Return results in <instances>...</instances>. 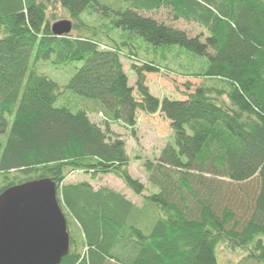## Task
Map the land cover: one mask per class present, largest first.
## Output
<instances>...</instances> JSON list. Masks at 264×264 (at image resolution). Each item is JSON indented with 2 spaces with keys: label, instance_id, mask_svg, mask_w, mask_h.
Returning <instances> with one entry per match:
<instances>
[{
  "label": "trees",
  "instance_id": "trees-1",
  "mask_svg": "<svg viewBox=\"0 0 264 264\" xmlns=\"http://www.w3.org/2000/svg\"><path fill=\"white\" fill-rule=\"evenodd\" d=\"M123 1L129 7L113 26L163 61L205 59L194 75L202 85L184 103L151 99L145 76L167 66L138 60L129 86L120 48L82 34L94 30L82 13L106 10L98 0H0V194L32 180L55 184L70 237L60 264H217L219 247L243 254L235 264H264V0ZM56 5L78 34L52 35ZM162 9L206 36L158 22L152 14ZM32 52L35 61L81 66L59 86L30 67ZM65 91L89 101L101 125L91 110L57 106ZM140 117L173 139L141 160L149 190L130 176L125 142L109 130L120 125L137 141ZM75 173L89 181L69 182ZM106 175L141 206L92 187Z\"/></svg>",
  "mask_w": 264,
  "mask_h": 264
},
{
  "label": "rangeland",
  "instance_id": "rangeland-1",
  "mask_svg": "<svg viewBox=\"0 0 264 264\" xmlns=\"http://www.w3.org/2000/svg\"><path fill=\"white\" fill-rule=\"evenodd\" d=\"M101 7L106 10L103 12H97L94 9H88L80 16V19L94 30H90V33H82L83 35L92 37L95 41L102 43L108 47L118 46L122 53V66L124 72L128 77L129 86H133L135 82V74L131 71L130 66L132 64H141L140 61H152L157 65L167 66L159 70V73L146 74L145 85L149 90V97L151 99H158L160 102L163 100L182 102L186 100L185 95L192 93L197 87L202 85L203 79L196 78L194 75L204 65L205 59H199L198 61L189 62L187 58L181 56L179 60H176L175 55L167 54L165 61L161 59L160 50H154V48L146 43L141 37L128 35L116 29L113 26V20L116 19L115 12L125 10L129 7V4L123 0H98ZM54 13L58 21L68 20L69 15L66 11L61 10L57 5L54 8H50L48 17ZM152 17L158 22H165L173 27L184 31L190 37L198 35L206 36L203 28L195 23H186L178 21L172 23L169 19V13L166 9L156 11L152 14ZM52 21V19H50ZM72 34L76 35L78 32L72 31ZM104 46H100L102 48ZM133 52L135 59L129 58L128 55ZM132 55V54H131ZM35 53L32 52L30 56V67L37 73L43 74L51 81L55 82L59 86H65L69 82L70 78L75 73V70L81 66V63L74 62L66 65H56L54 63V57L50 60L35 61ZM189 58H191L189 56ZM183 65L182 69L178 64ZM208 85H213L215 82L207 81ZM57 106H67L73 111L78 109H87L89 111V119L91 122L101 125L104 120L101 113L94 112V107L90 106L89 101L80 99L69 91H65L57 102ZM138 123L136 125V137L135 141L130 133L119 125L110 126L109 130L119 136L125 142L126 153L130 159V165L128 166V172L134 179H138L149 190L146 173L141 166V162L144 159H155L162 148L167 143L173 144V139L168 135V131H160L150 122ZM137 156L140 160L137 159ZM142 160V161H141ZM69 182L77 183L81 181H89V177L83 174H72L69 176ZM94 189L109 188L126 197L134 204L141 206L140 198L134 196L132 192L127 189L123 183L117 178L106 175L99 177L94 181H90ZM147 194V193H146ZM243 254L241 252L231 254L224 247L217 249V264H235L241 258Z\"/></svg>",
  "mask_w": 264,
  "mask_h": 264
},
{
  "label": "water",
  "instance_id": "water-1",
  "mask_svg": "<svg viewBox=\"0 0 264 264\" xmlns=\"http://www.w3.org/2000/svg\"><path fill=\"white\" fill-rule=\"evenodd\" d=\"M55 37L68 36L72 23L50 27ZM70 250L66 218L55 184L38 179L0 194V264H60Z\"/></svg>",
  "mask_w": 264,
  "mask_h": 264
},
{
  "label": "crops",
  "instance_id": "crops-1",
  "mask_svg": "<svg viewBox=\"0 0 264 264\" xmlns=\"http://www.w3.org/2000/svg\"><path fill=\"white\" fill-rule=\"evenodd\" d=\"M134 83H135V82H134ZM133 86H134V85H133ZM131 87H132V86H131ZM141 122H144V123L148 122L147 124L151 125V124H150L151 121L146 120V119H144V118H142V117H140L139 120H138V123H141ZM138 123H137V124H138ZM112 126H114V125H112ZM112 126H111V127H112ZM119 126H120V125H119ZM120 127H121V126H120ZM111 131H112V130H111Z\"/></svg>",
  "mask_w": 264,
  "mask_h": 264
}]
</instances>
